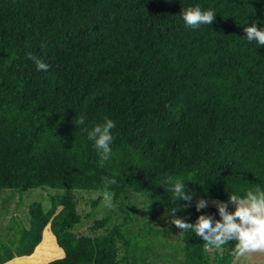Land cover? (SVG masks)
I'll use <instances>...</instances> for the list:
<instances>
[{
    "label": "trees",
    "instance_id": "16d2710c",
    "mask_svg": "<svg viewBox=\"0 0 264 264\" xmlns=\"http://www.w3.org/2000/svg\"><path fill=\"white\" fill-rule=\"evenodd\" d=\"M195 6L216 12L211 25H185L182 10ZM252 23L264 29V0H0V191H60L46 211L28 205L29 225L0 240V264H124L138 240L127 215L94 219L93 235L74 230L70 191L102 192L104 177L117 180L119 208L130 192L172 215L186 202L167 178L184 182L192 206L174 215L191 223L221 219L215 207L198 213L197 198L264 190V46L246 40ZM106 119L115 127L101 166L83 129ZM181 234L184 264L236 257L235 242L209 256L201 237Z\"/></svg>",
    "mask_w": 264,
    "mask_h": 264
},
{
    "label": "clouds",
    "instance_id": "9594fccd",
    "mask_svg": "<svg viewBox=\"0 0 264 264\" xmlns=\"http://www.w3.org/2000/svg\"><path fill=\"white\" fill-rule=\"evenodd\" d=\"M216 12L213 10H201L199 6L189 7L182 10V19L186 26L196 29L201 25H211L214 21ZM245 38L251 43L256 41L260 46H264V29L258 28L256 23L244 27ZM29 59L33 60L38 71H47L49 65L41 59L28 53ZM83 116L75 125H84ZM115 123L111 119H106L104 123L95 125L91 131L84 128L88 139L93 142L95 149L100 156V165L108 161L112 154L110 147L113 142L111 130ZM167 182L171 185L168 189L173 193L174 200L183 199L186 203L182 207L170 208L169 212L173 213L171 223L184 232L191 231L203 240V248L206 252H212L214 249H220L229 242H235L232 254L236 257L245 256L246 254L260 253L264 254V190L260 188L246 190L244 196L235 193L229 194L227 202L213 200L221 219L216 220L211 215L200 214L195 223L187 222L177 218L174 213L192 206L194 197L193 192L185 191V184L180 180L168 177ZM117 180L114 177H104L102 190V205L104 208L113 210L114 203L113 193L109 190L111 185H115ZM209 201L197 199L195 208L198 213L208 207ZM234 206L233 211H229V205Z\"/></svg>",
    "mask_w": 264,
    "mask_h": 264
},
{
    "label": "rangeland",
    "instance_id": "374dc122",
    "mask_svg": "<svg viewBox=\"0 0 264 264\" xmlns=\"http://www.w3.org/2000/svg\"><path fill=\"white\" fill-rule=\"evenodd\" d=\"M57 192L60 191L51 188H34L22 194L1 190L0 240H5L8 236H16L18 225H29L28 205L30 203L38 201L46 211L51 207L50 197ZM70 192L77 201V209L81 215V220L74 229L78 234L93 235L95 232L90 229V226L94 219L106 215L110 216L109 225L120 224L125 215L130 218V221L124 224L123 228L132 239L138 238V240L132 242L128 252V260L124 264H184L179 247L182 230L171 223L172 214L166 213L164 210L150 208L145 203L144 197L135 193H125L120 199L123 202L122 207L119 208L118 204L115 203V209L109 210L102 205L101 191L73 189ZM202 199L209 201V207H215L211 201L217 199ZM95 200H97V204L93 205L92 201ZM232 207L234 206L230 204L229 211L234 210ZM59 209L60 207L57 208V210ZM50 233L52 234L51 230ZM52 236L55 239L53 234ZM217 250L220 253L222 251L221 248ZM120 254L122 255L124 252L121 251ZM207 254L212 256L213 251L207 252ZM133 259H136L135 263L132 262ZM6 264H19V257ZM233 264H264V254L254 253L235 257Z\"/></svg>",
    "mask_w": 264,
    "mask_h": 264
},
{
    "label": "crops",
    "instance_id": "0c3cea01",
    "mask_svg": "<svg viewBox=\"0 0 264 264\" xmlns=\"http://www.w3.org/2000/svg\"><path fill=\"white\" fill-rule=\"evenodd\" d=\"M197 199H199V198H197ZM233 209H234V207H232ZM231 211V210H230ZM50 229V228H49ZM55 242H56V240H55ZM62 250V249H61ZM63 254H64V252H63ZM234 260V259H233ZM231 264H233V261H232V263Z\"/></svg>",
    "mask_w": 264,
    "mask_h": 264
}]
</instances>
